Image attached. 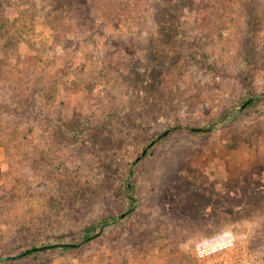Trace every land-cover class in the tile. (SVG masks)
Instances as JSON below:
<instances>
[{"label": "rangeland", "instance_id": "obj_1", "mask_svg": "<svg viewBox=\"0 0 264 264\" xmlns=\"http://www.w3.org/2000/svg\"><path fill=\"white\" fill-rule=\"evenodd\" d=\"M53 244L0 264H264V0H0V256Z\"/></svg>", "mask_w": 264, "mask_h": 264}, {"label": "trees", "instance_id": "obj_2", "mask_svg": "<svg viewBox=\"0 0 264 264\" xmlns=\"http://www.w3.org/2000/svg\"><path fill=\"white\" fill-rule=\"evenodd\" d=\"M257 97V96H256ZM214 127V124L209 125L208 127H206L205 129H199V128H189V127H182V126H175L172 128V130H190V131H209L212 130V128ZM133 165V164H132ZM126 197L130 202V209L129 210H134L137 199L133 193V188L129 187L128 185H126ZM113 220H118V217H112ZM108 222V220H104L102 221L100 224L101 226L106 225ZM92 238H94V235H91L90 231H86V233L84 234L82 240L78 243L75 244H64L61 245L65 248H75V247H79L83 244H85L86 242L90 241ZM59 245L53 244V245H43L40 247V250H49V249H55L57 248ZM35 248V247H34ZM33 254V252H30L28 255Z\"/></svg>", "mask_w": 264, "mask_h": 264}, {"label": "water", "instance_id": "obj_3", "mask_svg": "<svg viewBox=\"0 0 264 264\" xmlns=\"http://www.w3.org/2000/svg\"><path fill=\"white\" fill-rule=\"evenodd\" d=\"M247 104H248V103H245V104L242 106V108L245 107ZM166 134H167V133L165 132V133L162 134L159 138L165 136ZM153 143H154V141H152L148 146H151ZM146 150H147V149H144L143 154L146 153ZM39 250H40V247H35V248L29 249V250H27V251H24L22 254H18V255H14V256H9V257H1V256H0V259H2V260H3V259H5V260H15V259H18V258H21V257H23V256L28 255L30 252H36V251H39Z\"/></svg>", "mask_w": 264, "mask_h": 264}]
</instances>
